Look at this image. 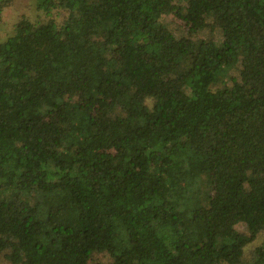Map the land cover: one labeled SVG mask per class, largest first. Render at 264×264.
I'll return each instance as SVG.
<instances>
[{"label":"trees","instance_id":"obj_1","mask_svg":"<svg viewBox=\"0 0 264 264\" xmlns=\"http://www.w3.org/2000/svg\"><path fill=\"white\" fill-rule=\"evenodd\" d=\"M35 8L0 42V262L264 264V0Z\"/></svg>","mask_w":264,"mask_h":264},{"label":"rangeland","instance_id":"obj_2","mask_svg":"<svg viewBox=\"0 0 264 264\" xmlns=\"http://www.w3.org/2000/svg\"><path fill=\"white\" fill-rule=\"evenodd\" d=\"M185 5L184 1H177L176 7ZM0 42H3L8 36L12 35L13 28L15 23L22 17H25L29 20L35 21L39 20L42 15L41 12H38L35 8V0H0ZM177 8L169 15L163 17V21L166 23V26L173 31L176 38L185 37L188 24L184 22L177 13ZM91 113L94 115H99L96 107L93 105L88 106ZM60 111L54 113L52 116L44 119L45 122H50L59 117ZM236 229L239 231L244 230V225L236 226ZM258 244L257 242L249 246V250ZM97 260H104L98 259ZM0 264H2L0 262Z\"/></svg>","mask_w":264,"mask_h":264}]
</instances>
